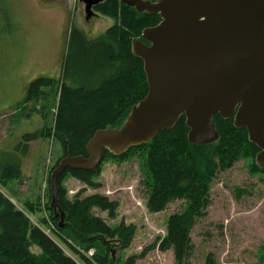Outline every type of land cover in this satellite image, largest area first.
Here are the masks:
<instances>
[{"label":"trees","instance_id":"obj_1","mask_svg":"<svg viewBox=\"0 0 264 264\" xmlns=\"http://www.w3.org/2000/svg\"><path fill=\"white\" fill-rule=\"evenodd\" d=\"M93 9L114 23L94 38L72 29L53 128L24 133L13 150L0 151L2 189L9 181L22 180L21 158L29 151L31 141L51 136L60 144L63 156L68 150L71 155L87 156L86 143L93 133L106 127L116 128L125 121L131 107L145 96L147 83L142 61L132 54L131 43L145 27L157 24L159 15L137 12L121 0H105ZM54 85L55 81L47 77L33 79L23 103L45 100L46 89ZM30 114L31 111L26 116ZM214 121L219 137L211 143L188 141V129L181 116L172 128L160 130L146 144L131 147L120 156L105 153V158L113 159H123L134 152L144 155L141 184L146 189L150 212H160L173 201H183V208L168 216L166 235L158 244L161 251L172 250L176 264H186L193 253L190 234L197 221L207 214L209 190L217 174L242 159H250L254 171L263 170L254 163L259 149L248 140L246 129L235 128L232 117L223 119L215 114ZM97 171L66 169L60 175L58 204L65 213L61 223L50 207L49 174L45 205L48 216L38 220V224L50 225L54 238L32 223L26 212L0 190V264H135L142 258L145 252L125 259L113 254L130 246L134 225L124 222L110 225L94 213V209L105 211L108 218L114 219L117 201L98 193L81 197L82 190L73 200L65 197L61 181L66 174L97 188L99 184L91 180ZM234 194L240 198L246 193L235 188ZM24 206L25 211L33 214L38 203L25 202ZM34 246L39 249L37 253L31 250ZM205 264H216L211 254Z\"/></svg>","mask_w":264,"mask_h":264},{"label":"rangeland","instance_id":"obj_2","mask_svg":"<svg viewBox=\"0 0 264 264\" xmlns=\"http://www.w3.org/2000/svg\"><path fill=\"white\" fill-rule=\"evenodd\" d=\"M113 23L93 8L87 16L80 0H0V151L13 150L24 133L53 128L72 29L94 38ZM40 76L53 79L56 85L46 89L45 100L24 104L29 83ZM62 157L63 149L53 137L31 141L29 151L21 158L22 180L0 187L32 223L51 237L50 225L42 227L38 220L48 216V178ZM143 163L140 152L123 159L104 156L91 178L99 184L97 188L69 173L61 185L68 200L82 190L81 197L98 193L118 202L114 219L94 209L110 225L124 222L136 228L130 246L113 253L115 257L125 259L145 252L135 264H176L172 250L161 251L158 244L166 235L168 216L180 211L184 203L176 200L163 211L150 212L146 189L141 184ZM235 188L246 194L237 198ZM209 198L206 216L197 221L190 234L194 250L186 264H205L209 254L216 264H264V169L254 171L250 159L235 162L217 174ZM25 202L38 203L33 214L25 211ZM31 250L37 253L39 249L34 246Z\"/></svg>","mask_w":264,"mask_h":264},{"label":"water","instance_id":"obj_3","mask_svg":"<svg viewBox=\"0 0 264 264\" xmlns=\"http://www.w3.org/2000/svg\"><path fill=\"white\" fill-rule=\"evenodd\" d=\"M87 16L105 0H80ZM137 12L157 13L131 43L142 61L145 96L122 126L97 129L86 143L87 156L68 150L50 173V207L63 222L58 179L66 170L96 171L105 153L125 154L148 143L184 116L187 139L207 144L219 137L214 115L232 117L259 151L264 169V0H121Z\"/></svg>","mask_w":264,"mask_h":264},{"label":"flooded vegetation","instance_id":"obj_4","mask_svg":"<svg viewBox=\"0 0 264 264\" xmlns=\"http://www.w3.org/2000/svg\"><path fill=\"white\" fill-rule=\"evenodd\" d=\"M150 1H151V0H150ZM94 7H95V6H94ZM94 7H93V8H94Z\"/></svg>","mask_w":264,"mask_h":264}]
</instances>
